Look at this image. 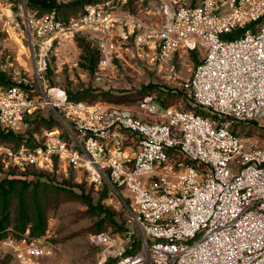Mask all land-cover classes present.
<instances>
[{
    "label": "built area",
    "instance_id": "2783aa9c",
    "mask_svg": "<svg viewBox=\"0 0 264 264\" xmlns=\"http://www.w3.org/2000/svg\"><path fill=\"white\" fill-rule=\"evenodd\" d=\"M0 29L27 41L33 65L31 81L0 85V129L22 135L35 113L58 122L34 134V146L11 150V165L53 171L57 161L128 194L140 247L91 234L101 264H264V148L233 131L264 125V0H95L68 21L56 11L37 17L25 0L19 10L0 2ZM78 37L97 49L98 71L119 61L166 72L198 111L165 108L151 95L135 109L75 102L44 88L51 57ZM199 51L200 64L181 80L174 58ZM0 250L38 264L54 249L9 234Z\"/></svg>",
    "mask_w": 264,
    "mask_h": 264
},
{
    "label": "rangeland",
    "instance_id": "374dc122",
    "mask_svg": "<svg viewBox=\"0 0 264 264\" xmlns=\"http://www.w3.org/2000/svg\"><path fill=\"white\" fill-rule=\"evenodd\" d=\"M0 2L6 6L7 4L12 5L13 9L19 10L22 0H0ZM28 11L37 17H43L48 14L40 16L36 10L28 9ZM81 12L79 11L76 16ZM59 52L61 59L56 56L51 57L50 66L42 83L44 88H60L65 90L68 95H76L87 90L92 91L98 97L104 93H109L110 96L114 97L113 101H105L98 98L93 102L88 101L85 103H101L135 109L138 107L141 98L147 95L145 94L147 92L146 87L155 86L156 88L148 91L153 92V95H158L160 92L170 93L173 96L171 97L173 98L172 107L198 111L193 106L190 98L180 90L178 84L167 78L166 72L159 73L154 70L141 69L133 62L121 64V62L117 61L114 62L113 67L110 69L103 71H98L97 69L95 74L88 73L82 65L86 62L83 60V49L77 39L74 43L62 47ZM195 58L198 62H201L203 53L199 51L195 56L192 53H181L174 58V62L180 71L181 80L187 79L192 74L196 67ZM0 71L6 73L12 83L20 79L32 80L33 65L27 41L23 40V42L18 43L9 40L6 33L1 29ZM143 94L145 95L143 96ZM37 116L40 119H46L35 113L26 118L22 128L24 132L21 136L30 138L32 140L31 146L36 143L33 135L37 134L41 137L46 129L45 127L34 129L33 121ZM49 119L51 117L46 120ZM234 130L240 137L250 141L255 146L264 148L263 124L260 125L254 122L237 123L234 125ZM11 147L12 144L10 143H0V182L7 176L22 177L25 171L34 170L33 167H28L23 172L13 167L8 155L13 150ZM49 173L54 183L60 184L66 180L71 181V185L68 186L69 189L78 193L83 189L92 198L94 207L108 209L114 213L116 225L108 224L106 232L119 238L124 245L133 242L134 250L139 249L141 232L138 225L131 221V215L128 210L130 202L126 192L120 196L114 195L105 184L98 187L91 184L83 172H77L69 168L64 171L59 167L57 161L53 171ZM65 187L67 188V186ZM48 197L50 199L45 207L47 217L46 232L41 237L33 238L40 239L44 244L52 246L54 250L51 256H44L38 259V264H101L103 260L102 250L90 243V235L92 234L90 228L104 214L100 217L95 215L96 212L91 210L84 201L72 197L63 191L54 193L50 191ZM129 233H132L131 238ZM127 254H131V251L129 250ZM115 263L116 260L114 259H110L107 262V264ZM0 264L21 263L6 251L0 250Z\"/></svg>",
    "mask_w": 264,
    "mask_h": 264
},
{
    "label": "trees",
    "instance_id": "16d2710c",
    "mask_svg": "<svg viewBox=\"0 0 264 264\" xmlns=\"http://www.w3.org/2000/svg\"><path fill=\"white\" fill-rule=\"evenodd\" d=\"M95 0H75L72 3H59L57 0H26L28 9L36 10L38 14L44 15L56 11L60 20L68 21L76 17L79 11L83 10L84 5ZM242 31L228 35V38H235L240 35ZM80 46L83 49V60L86 62L83 68L91 74H95L99 63V53L84 37H78ZM197 52H192L195 56ZM196 60V67L200 64ZM195 67V68H196ZM0 85L9 88L13 85L9 76L0 71ZM147 95H153L149 89L156 88L155 86L146 87ZM143 94V96L145 95ZM69 98L75 102H93L96 99L105 101H113L114 97L109 93H104L101 96L95 95L92 91L87 90L79 92L76 95L69 94ZM154 98L161 104V106L171 107L173 101L170 93L160 92L158 95H153ZM142 99V98H141ZM87 100V101H85ZM34 129L45 127L46 129L54 128L58 122L51 118L49 120L40 119L39 116L33 121ZM256 123V122H254ZM234 133L236 134L234 128ZM239 136V135H238ZM12 144L13 150L20 149L24 145L31 146L32 140L30 138L17 135L13 132H5L0 129V143ZM34 146V145H32ZM34 168V167H33ZM34 168L29 169L23 173L22 177L7 176L0 182V239L7 237L9 234L16 238H22L26 235L29 237H41L45 234L47 229L46 205L49 202V192L63 191L72 197L78 198L87 204L96 212L95 215L102 216L90 228L92 234L106 232L108 224L116 225L114 220V213L108 209H100L94 207L93 200L85 193L83 189L78 193L69 189L71 181H65L60 184L54 183L51 178L50 171H44ZM53 180V181H52ZM67 186V188L65 187Z\"/></svg>",
    "mask_w": 264,
    "mask_h": 264
}]
</instances>
